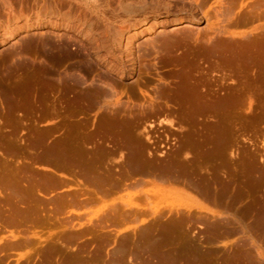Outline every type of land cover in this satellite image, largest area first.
I'll return each mask as SVG.
<instances>
[{
    "label": "rangeland",
    "instance_id": "1",
    "mask_svg": "<svg viewBox=\"0 0 264 264\" xmlns=\"http://www.w3.org/2000/svg\"><path fill=\"white\" fill-rule=\"evenodd\" d=\"M152 17L155 25L132 39L128 53L138 56L147 41L170 34L167 53L141 55L124 78L109 74L114 62L129 63L114 43L106 55L98 38L106 21ZM7 28L12 36L0 42V199L57 196L30 214L42 218L21 226L27 232L12 226L11 240L76 244L33 254L69 251L73 263L87 249L76 241L94 239L104 264L110 254L117 264L126 255L134 264L142 256L147 264H264V0H0V33ZM180 76L204 93L205 107L171 96L164 112H133L131 119L103 108L151 103ZM135 83L142 91L132 95ZM195 130L207 133L204 145L187 141ZM66 133L75 139L67 156ZM78 150L96 157L89 169L73 159ZM22 161L28 172L18 169ZM117 189L127 196L115 198ZM71 197L103 208L60 216L57 208L71 206ZM128 211L133 220L126 223ZM122 221L128 229L109 228Z\"/></svg>",
    "mask_w": 264,
    "mask_h": 264
},
{
    "label": "bare ground",
    "instance_id": "2",
    "mask_svg": "<svg viewBox=\"0 0 264 264\" xmlns=\"http://www.w3.org/2000/svg\"><path fill=\"white\" fill-rule=\"evenodd\" d=\"M86 1V0H85ZM88 4V3H87ZM91 4V3H90ZM99 7V6H98ZM97 6H96V8L97 9H99ZM45 9V8H44ZM124 9V8H123ZM155 9V8H154ZM230 9V8H229ZM101 10V9H100ZM42 11V10H41ZM48 12V13H50L51 15H52V10L51 11H49V10H44V12ZM46 15V14H45ZM44 15V16H45ZM261 15V14H260ZM61 16V15H60ZM256 16V15H255ZM23 17V16H22ZM59 17V16H58ZM153 18V19H152ZM152 18H147L146 20H143L141 23H139V24H135V22L134 23H131V22H128V21H124L123 23H121V24H119V25H114V24H112L111 22H109V20H107L106 22V25L103 27V31L101 30L100 31V35H99V33H98V35H99V37L98 38H100V40H101V43L104 45V44H106V46H107V48H106V55L108 56V55H110V53L112 52V49H110L109 48V46H108V44L109 43H111V44H115L116 46H117V48L119 47L120 49H121V51H120V54L122 55V57L124 56L126 59H127V61H128V69L127 68H125V66H123V65H125V64H122L121 62H119L120 64H116L115 62L113 63V65H109V67H108V72H109V74H117V75H119V76H121V77H123V76H125V75H128V74H131V73H133L134 71H135V63H136V59H138V57H140L141 55H148V54H151L152 52L154 53V54H157V55H159V54H161V55H164V54H166L167 53V47H168V45H170L173 41H175V38L172 36V35H170V34H166V35H162V36H156V37H154V38H152L151 40H149V41H147L146 42V45L148 44L149 45V47H143V45L145 44H143L142 45V47H143V49H142V53L140 54L139 53V55L138 56H136V55H133V51L132 52H129L128 53V51H130V46H131V41H132V39L135 37V36H137V35H139L140 33H142V32H144V30H146L145 28H151V27H153V24H154V21H155V17H152ZM12 21H14L15 22V24L18 22V20H20L19 18H17V17H12ZM11 20V19H10ZM23 21V20H22ZM38 21V20H37ZM88 21V20H87ZM174 21V20H173ZM57 22V21H56ZM85 22V21H84ZM158 22V21H157ZM23 23L24 24H26V23H28V21H27V18H25V20L23 21ZM36 23V22H35ZM160 23V22H159ZM21 23H19L18 25H20ZM83 24V23H82ZM185 24H187V23H185ZM155 25V24H154ZM7 26H8V24H7ZM12 26V25H11ZM21 26V25H20ZM39 26H40V24H39ZM23 27V26H22ZM183 27V26H182ZM25 28H26V26H25ZM86 28V27H85ZM5 29V28H4ZM18 29V28H17ZM86 29H88V28H86ZM16 30V29H15ZM87 31V30H86ZM89 31V30H88ZM150 31V30H149ZM182 32V31H181ZM88 33V32H87ZM87 33H85V34H87ZM91 33V32H90ZM176 33V32H175ZM183 33V32H182ZM181 33V34H182ZM13 34H15V33H13ZM92 34V33H91ZM177 34V33H176ZM180 34V33H179ZM186 34V33H185ZM183 35V34H182ZM10 36H12V32H11V28L10 29H8L7 28V30H4V31H1V33H0V42H4L5 40H7L8 39V37H10ZM136 38V37H135ZM100 43V42H99ZM101 43H100V45H101ZM141 45V44H140ZM140 45H139V49H141L142 47H140ZM145 45V46H146ZM101 47V46H100ZM101 48H103V47H101ZM112 48V47H111ZM226 49H227V47H226ZM68 51V50H67ZM223 51V50H222ZM105 52V51H104ZM124 52L126 53V54H124ZM138 52V51H137ZM139 52H140V50H139ZM184 53V52H183ZM53 54V53H52ZM180 54V53H179ZM66 55V54H65ZM69 55V54H68ZM113 55V54H112ZM115 56V55H114ZM66 57V56H65ZM64 57V58H65ZM110 57V56H109ZM156 57V56H155ZM158 57V56H157ZM180 57H182V56H180ZM186 57V56H185ZM195 57V56H194ZM171 58V57H170ZM170 58H169V60H170ZM188 58V57H187ZM67 59V58H66ZM69 59V58H68ZM57 60V59H56ZM65 60V59H64ZM163 60V59H162ZM174 60V59H173ZM60 62V61H59ZM64 62V61H63ZM174 62V61H173ZM176 62V61H175ZM112 63V62H111ZM177 63V62H176ZM247 63V62H246ZM127 64V63H126ZM151 64V63H150ZM48 65V64H47ZM50 65V64H49ZM187 65V64H186ZM55 66V65H54ZM53 66V67H54ZM127 66V65H126ZM184 66V65H183ZM192 66V65H191ZM46 67V64H45V66H44V68ZM47 67H49V66H47ZM50 67H52V65L50 66ZM52 67V68H53ZM178 67V66H177ZM185 68V67H184ZM50 69V68H49ZM58 69V68H57ZM175 69V68H174ZM189 69V68H188ZM180 70L182 71V73L184 72L185 73V71H183L182 70V68L180 67ZM188 71V70H187ZM186 71V72H187ZM58 73V72H57ZM149 73V72H148ZM180 73V72H179ZM178 73V74H179ZM183 73V74H184ZM46 74V73H45ZM56 74V73H55ZM54 74V75H55ZM182 74V75H183ZM189 75V74H188ZM47 77V76H46ZM49 77V76H48ZM186 77V76H185ZM115 78V77H114ZM124 78V77H123ZM162 78V77H161ZM179 79V80H178ZM58 80V79H57ZM175 80H177V84H176V86L174 85V87H172L171 85L172 84H170L169 82H168V84L169 85H165L163 88H161L160 90H158V91H156V95L154 96V97H152L151 98V103H147L146 105H143V104H141L140 106H138L137 108H131V107H129V106H127V105H125V103L122 105V104H120L121 106L119 107H116L115 109L114 108H108L107 109V107L105 108V107H103L105 110H106V112H107V114L108 115H115V113H118V114H121V115H123L124 117L126 116L127 118L129 117H131V116H133L132 114H133V112H134V114H136V113H140V114H142V113H145V112H159V111H161L162 112V110H163V112H164V109H168V108H170L169 107V105L167 104V101L169 100V97H171V96H174L175 98H176V100H178L179 102H181L180 104L182 105V106H184L185 104V107H189V106H191V107H196V108H198V107H205L206 106V104H208V103H205V96H204V93L202 92V91H197L198 89H196V88H194L192 85H193V83H191L190 85H187V81H185L186 79L184 78V77H181L180 76V78H177V79H175ZM120 84V83H119ZM135 84H137V83H135ZM165 84H167V83H165ZM189 84V83H188ZM112 87V86H111ZM114 87V86H113ZM113 87L111 88V89H113ZM201 87H202V85H201ZM259 87H260V85H259ZM263 87V86H262ZM200 88V87H199ZM102 90V92L101 93H103V92H106V89H101ZM110 91V90H109ZM122 91H124V90H120V92H122ZM142 91V89L139 87V85L137 84V85H135L131 90H130V92H131V94L132 95H137V94H139L140 92ZM226 91V90H225ZM224 93V92H223ZM229 93H232L231 91L229 92ZM104 94V93H103ZM106 94V93H105ZM142 94H143V92H142ZM84 95H86V94H84ZM88 95V94H87ZM86 95V96H87ZM224 96H226L225 94H223ZM78 97H80V96H78ZM173 97V98H174ZM81 98H82V96H81ZM83 98H85V96L83 97ZM135 98V97H134ZM141 98V97H140ZM144 98V97H143ZM132 99V98H131ZM207 99V98H206ZM209 99V98H208ZM140 100V99H139ZM154 101H157V102H160L159 104H157V102H156V104H155V102ZM138 102V101H137ZM187 102H189L188 104H187ZM190 102H191V104H190ZM208 102V101H207ZM176 103V102H175ZM180 104H178V105H180ZM94 105H95V103H94ZM98 105V104H97ZM125 105V106H124ZM180 105V106H181ZM117 106V105H116ZM173 106V105H172ZM175 107V106H174ZM180 109H181V107H179ZM184 108V107H183ZM99 109H100V107H99ZM176 109V108H175ZM187 109V108H186ZM189 109V108H188ZM101 110V109H100ZM182 110V109H181ZM194 110H196V109H194ZM193 110V111H194ZM184 111H186V110H184ZM197 111V110H196ZM205 111V110H204ZM105 112V113H106ZM102 114L104 113V112H101ZM139 114V115H140ZM156 114V113H155ZM117 116V115H116ZM126 118V122H129L130 120L129 119H127ZM131 119V118H130ZM131 122V121H130ZM134 122V121H133ZM135 123V122H134ZM134 123H133V125H134ZM126 124V123H125ZM221 128H219V129H217V130H220ZM130 129L127 127V128H125V132L128 134V137H129V141H131V135H129L130 134V131H129ZM218 132V131H217ZM71 133V132H70ZM70 133H66V134H64L63 136H64V142H65V156H67L68 155V143L72 140V139H74V134L72 135V134H70ZM91 135V134H90ZM78 136V135H77ZM91 137V136H90ZM211 137V136H210ZM212 138V137H211ZM186 139H187V141L191 144V145H193V146H195V145H197V146H202V145H204L206 142H207V139H208V136H207V133L205 132V131H199V130H195V131H193L192 132V134H187V137H186ZM75 140V139H74ZM78 140V139H77ZM79 141V140H78ZM81 141V140H80ZM88 141V140H87ZM77 142V141H76ZM78 144V143H77ZM73 145V144H72ZM76 145V144H75ZM129 145V144H128ZM21 149V148H20ZM67 149V150H66ZM69 149H70V146H69ZM77 149H79V148H77ZM93 149V148H92ZM100 149V148H99ZM101 150V149H100ZM99 150V151H100ZM83 151V150H82ZM82 151H79L78 150V152H75V155H76V157H74L73 159H75V161H77V162H79V164H81V165H83L84 164V166H86V168H90L91 166H93V164L95 163L94 161L96 160V157L95 156H92L91 154H90V156H86L84 153H82ZM50 152H51V150H50V148H48L46 151H44V153L47 155V156H49L50 155ZM94 152V151H93ZM97 152H98V150H97ZM96 152V153H97ZM95 153V154H96ZM10 154V153H9ZM134 154V153H133ZM140 154H142V153H140ZM4 155V154H3ZM73 155H74V152H73ZM98 155V154H97ZM100 155V154H99ZM132 155V154H131ZM122 156V155H121ZM3 158H4V156H3ZM99 158V156L97 157V160H99L98 159ZM8 159V158H7ZM51 160V159H50ZM49 160V161H50ZM28 161V160H27ZM74 161V160H73ZM128 161V160H127ZM11 162V161H10ZM23 162H25V161H22V163H21V165H20V167L18 168V169H21V168H26V171H27V168L29 169V167H27L28 166V163L26 164V162H25V165L23 164ZM136 162V161H135ZM135 162H134V164H135ZM123 163V162H122ZM132 163V162H131ZM67 164V163H66ZM101 164V163H100ZM138 164H140L139 162H138ZM24 167H23V166ZM126 165H128V164H126ZM17 166H19V165H17ZM88 166V167H87ZM137 166V165H136ZM166 166V165H165ZM102 167V166H101ZM15 168H16V166H15ZM16 168V169H17ZM88 168V169H89ZM100 168V167H99ZM140 168V167H139ZM31 169V168H30ZM56 169V168H55ZM58 169V168H57ZM85 169V168H84ZM137 169V168H136ZM86 170V169H85ZM84 170V171H85ZM99 170V169H98ZM17 172H18V170H16ZM20 171V170H19ZM25 171V170H24ZM16 172V173H17ZM21 172H23L22 170H21ZM28 172V171H27ZM20 173V172H19ZM19 173H17V176L18 175H20ZM32 173V172H31ZM152 173V172H151ZM84 174V173H83ZM85 174H86V172H85ZM99 174H101V173H99ZM98 174V175H99ZM126 174V173H125ZM91 175V174H90ZM103 175V174H102ZM22 176H23V173H22ZM22 176H21V178H22ZM59 175H56V177H58ZM85 176V175H84ZM123 176V175H122ZM27 177V176H26ZM53 177V176H52ZM64 177V176H63ZM62 177V178H63ZM61 178V177H60ZM18 179V178H17ZM16 179V180H17ZM113 179V178H112ZM111 179V180H112ZM15 180V181H16ZM24 180H26V179H24ZM75 180V179H74ZM20 183H21V185H22V182L20 181V180H18ZM18 181H16V183L18 182ZM36 181V180H35ZM58 181H61L62 182V179L61 180H58ZM66 181V180H65ZM113 181V180H112ZM27 182V181H26ZM33 182V181H32ZM57 182V181H56ZM69 182V181H68ZM87 182V181H86ZM117 182V181H116ZM115 182V183H116ZM13 183L15 184V185H17L14 181H13ZM12 183V184H13ZM48 183V182H47ZM47 183H45V184H47ZM50 183V182H49ZM48 183V184H49ZM60 183V182H59ZM89 183V182H88ZM92 183V182H91ZM112 183V182H111ZM118 183V182H117ZM116 183V184H117ZM121 183V182H120ZM26 184V183H25ZM32 184V183H31ZM42 184V183H41ZM48 184H47V186H48ZM93 184V183H92ZM116 184H114V185H116ZM34 185V184H33ZM111 185V184H110ZM118 185V184H117ZM122 185V184H121ZM28 186V185H27ZM35 186V185H34ZM38 186V185H37ZM56 186V185H55ZM118 186H120V185H118ZM18 187H20L19 186V183H18ZM22 187V186H21ZM31 188L33 187L32 185L30 186ZM29 187V188H30ZM64 187V186H63ZM122 187V186H121ZM17 188V187H16ZM27 188V187H26ZM31 188L30 189H28L29 190V192L31 191ZM258 188V187H257ZM20 189V188H19ZM24 189V188H23ZM236 189V188H235ZM12 190H14V189H12ZM83 190H84V188H83ZM82 189L80 190V191H83ZM17 191H19V190H17ZM13 192V191H12ZM20 192V191H19ZM74 192V191H73ZM100 192V191H99ZM106 192V191H105ZM239 192V191H238ZM34 193H36V192H34ZM79 193V192H78ZM77 193V194H78ZM100 193H102V192H100ZM243 193V192H242ZM82 194V193H81ZM30 195H31V193H30ZM32 195H35V194H33V192H32ZM65 195V194H64ZM79 195V194H78ZM16 196V195H15ZM71 196V195H70ZM77 196V195H76ZM21 198H22V196H20ZM88 197V196H87ZM5 198V197H4ZM75 198V197H74ZM77 198H80V196L79 197H77ZM92 198V197H91ZM73 197H71L69 200H67L68 201V203H71L72 204V202H73ZM85 200H87V199H85ZM22 201V200H21ZM66 201V202H67ZM75 201V200H74ZM236 201V200H235ZM17 202H19V201H17ZM232 202V201H231ZM33 203V202H32ZM77 203V202H76ZM233 203V202H232ZM70 204V205H71ZM19 205V204H18ZM78 205H80V204H78ZM15 206V205H14ZM68 206V205H67ZM60 210V209H59ZM27 212V211H26ZM120 246V245H119ZM56 248V247H55Z\"/></svg>",
    "mask_w": 264,
    "mask_h": 264
},
{
    "label": "crops",
    "instance_id": "3",
    "mask_svg": "<svg viewBox=\"0 0 264 264\" xmlns=\"http://www.w3.org/2000/svg\"><path fill=\"white\" fill-rule=\"evenodd\" d=\"M110 193H114V197H126L125 189H117L111 191ZM98 197H102L98 195ZM22 200V201H21ZM19 201V202H17ZM57 201L56 195H51L49 193L43 194H35V195H23L22 198L20 196L11 195L10 198L0 199V264H104L103 258L97 249V241L94 239H78L77 245H85L87 249L83 251H79L76 255L78 261L73 263L70 261V258L73 257L72 252L66 251L61 253L55 257H47L45 255H40L36 257L35 249L39 247H50V246H75L76 244H70L69 242H61L58 243L56 241H39V244L36 242H31L29 239H23L21 241L11 240L12 236L10 235V229L12 226H15L16 229H20L23 232H27V229L21 228V226H25L28 224L37 225L41 221V216L30 215L34 212H38L40 206H48L51 205L52 202ZM21 202H26L24 206H21ZM33 202V203H32ZM19 204V205H18ZM71 204V203H70ZM80 204V205H78ZM15 205V206H14ZM103 205L101 202H96L94 199L85 200L82 199L80 201L72 202L71 206L65 208H57V211L60 216H65L66 214H80L88 209H101ZM60 209V210H59ZM27 211V212H26ZM29 215H27V214ZM123 214V221L132 222L133 217L130 211H128V215L126 213ZM118 222L110 226V229L113 230H126L129 227L126 223ZM30 231V229H29ZM10 239V240H9ZM39 245V246H38ZM112 250H110L111 252ZM148 260H144V256L141 259L137 260L136 264H147ZM105 264H117L112 255H109V259L105 261ZM119 264H134L133 257L126 255Z\"/></svg>",
    "mask_w": 264,
    "mask_h": 264
}]
</instances>
